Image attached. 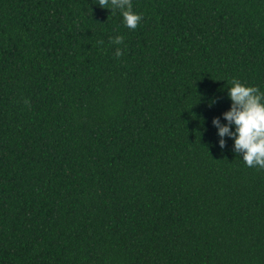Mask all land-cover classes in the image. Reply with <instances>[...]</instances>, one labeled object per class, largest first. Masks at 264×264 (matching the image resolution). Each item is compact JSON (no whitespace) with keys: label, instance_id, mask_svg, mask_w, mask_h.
<instances>
[{"label":"trees","instance_id":"1","mask_svg":"<svg viewBox=\"0 0 264 264\" xmlns=\"http://www.w3.org/2000/svg\"><path fill=\"white\" fill-rule=\"evenodd\" d=\"M131 3L0 0V264H264V169L212 125L264 92V0Z\"/></svg>","mask_w":264,"mask_h":264},{"label":"clouds","instance_id":"2","mask_svg":"<svg viewBox=\"0 0 264 264\" xmlns=\"http://www.w3.org/2000/svg\"><path fill=\"white\" fill-rule=\"evenodd\" d=\"M98 5L109 10H120L125 27L135 30L142 19L132 11L131 0H98ZM114 42L121 44L122 36ZM121 53L117 51V55ZM227 97L231 107L221 117L212 120L217 129L219 147H226V139L233 140V151L242 155V163L247 167L264 169V92L258 87H251L233 80L227 88ZM222 121H224L222 123Z\"/></svg>","mask_w":264,"mask_h":264}]
</instances>
